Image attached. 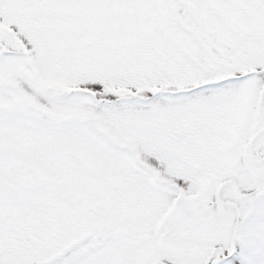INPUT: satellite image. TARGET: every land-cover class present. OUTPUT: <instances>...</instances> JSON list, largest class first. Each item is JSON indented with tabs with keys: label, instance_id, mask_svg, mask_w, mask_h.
<instances>
[{
	"label": "snow or ice",
	"instance_id": "6c2138e0",
	"mask_svg": "<svg viewBox=\"0 0 264 264\" xmlns=\"http://www.w3.org/2000/svg\"><path fill=\"white\" fill-rule=\"evenodd\" d=\"M0 264H264V0H0Z\"/></svg>",
	"mask_w": 264,
	"mask_h": 264
}]
</instances>
